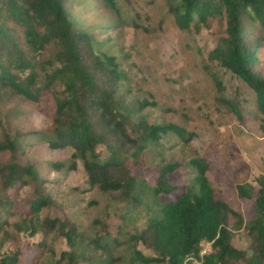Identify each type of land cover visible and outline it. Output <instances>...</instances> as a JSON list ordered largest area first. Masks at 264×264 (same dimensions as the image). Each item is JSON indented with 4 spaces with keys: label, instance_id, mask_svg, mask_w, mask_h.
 Here are the masks:
<instances>
[{
    "label": "trees",
    "instance_id": "obj_1",
    "mask_svg": "<svg viewBox=\"0 0 264 264\" xmlns=\"http://www.w3.org/2000/svg\"><path fill=\"white\" fill-rule=\"evenodd\" d=\"M102 1L113 9L112 0ZM67 2L0 0V105L14 96L36 103L47 91L53 107L50 131L36 135L50 149L71 148L69 167L79 161L90 187L114 193L117 200L130 201L134 199L136 179L129 172L124 153L130 148L131 156L136 158L148 144L158 140L159 134L167 132L181 140L186 138L173 124H148L138 116L130 121L132 109L123 111L117 98L121 74L117 58L98 49L95 34L77 27ZM166 2L175 25L182 30L191 24L198 30L209 19H223L224 36L208 52V58L244 82L254 92L256 108L264 112V66L256 52L264 43V0ZM140 108L138 102L135 110ZM24 143L23 133L18 131L10 137L0 123V155L10 156L0 162V247L20 232L33 235L49 231L74 245L70 232L75 235V230L72 225L64 230L66 220L38 216L51 201L45 190L44 196L20 210L13 209L10 191L15 184L26 178L37 179L35 165L22 161ZM100 143L108 149L104 159L95 151ZM190 164L196 172V188H185L174 199L160 202L158 215L149 217L137 233L128 236L129 241L153 253L147 256L135 251L132 258L144 264H264V176L256 179L257 186H236L238 197L254 196L253 217L243 224L235 210L214 198L205 175L208 163L199 158ZM51 165L58 170L63 167L61 163ZM178 167L176 162L156 167L157 175L149 188L154 197L169 195L176 189L168 175ZM242 226L249 237L248 253L230 244L232 230ZM78 242L83 247L104 250L105 255L108 247L120 243L116 237L106 241L103 236L79 238ZM202 242L209 243L210 251L200 254ZM39 246L51 253L45 242ZM19 254L18 250L0 253V264H19ZM55 264L77 262L72 251L60 250Z\"/></svg>",
    "mask_w": 264,
    "mask_h": 264
},
{
    "label": "rangeland",
    "instance_id": "obj_2",
    "mask_svg": "<svg viewBox=\"0 0 264 264\" xmlns=\"http://www.w3.org/2000/svg\"><path fill=\"white\" fill-rule=\"evenodd\" d=\"M168 0H112L113 9L102 0H68L67 9L80 30L95 34L100 51L114 55L121 72L117 83V98L130 121L138 117L148 124H173L182 129L185 140L174 133L159 134L133 158L126 151V165L136 179L134 199L121 201L114 193H103L86 182L79 161L72 162L69 147L50 149L40 134L50 131L52 101L47 91L34 103L14 96L0 105V123L10 137L24 134L27 160L35 166L36 180L26 178L15 184L10 194L15 208L20 210L31 200L50 195L49 205L38 216L66 220L64 230L74 227L68 243L53 231L17 234L6 241L0 253L19 251V264H55L60 250L72 251L77 264H144L134 252L153 253L128 240L137 233L149 217L158 215L159 203L172 200L185 188L194 190L196 174L190 162L203 159L208 163L206 178L215 199L235 210L243 224L253 217V197L237 196L238 184L257 186L264 176V112L256 108L254 92L237 76L208 58V52L224 36L222 18H212L196 30L193 24L179 29L168 10ZM264 66V43L257 49ZM141 108L135 110L137 103ZM136 111V112H135ZM95 151L100 159L108 155L104 144ZM10 156L0 155V162ZM176 162L179 167L168 175L175 190L169 195L154 197L150 189L157 175L156 167ZM61 163L55 169L51 164ZM43 180V183H39ZM255 188V187H254ZM43 189V190H42ZM19 212V211H17ZM231 222V219H229ZM103 236L106 241L116 237L117 246L104 250L79 244V238ZM45 242L51 253L39 246ZM230 244L248 253L249 237L242 226L232 230ZM200 254L210 251L202 242ZM136 255V253H135ZM112 259L113 261H110Z\"/></svg>",
    "mask_w": 264,
    "mask_h": 264
}]
</instances>
